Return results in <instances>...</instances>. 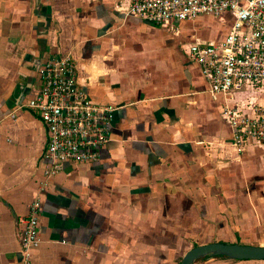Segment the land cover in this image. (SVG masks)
Masks as SVG:
<instances>
[{
	"label": "crops",
	"instance_id": "1",
	"mask_svg": "<svg viewBox=\"0 0 264 264\" xmlns=\"http://www.w3.org/2000/svg\"><path fill=\"white\" fill-rule=\"evenodd\" d=\"M129 3L0 0V264H179L200 243L264 245V150L233 144L220 110L264 103V89L224 101L187 55L194 39L221 38L230 15L170 27L127 15ZM58 53L116 109L98 159L66 163L43 185L45 129L24 103ZM36 198L40 241L25 262L22 219Z\"/></svg>",
	"mask_w": 264,
	"mask_h": 264
},
{
	"label": "built area",
	"instance_id": "2",
	"mask_svg": "<svg viewBox=\"0 0 264 264\" xmlns=\"http://www.w3.org/2000/svg\"><path fill=\"white\" fill-rule=\"evenodd\" d=\"M230 15L227 32L216 40L196 38L188 43L187 55L199 65L211 95L224 101L242 89H264V0H130L126 10L150 22L172 26L199 15ZM41 85L24 105L33 109L45 129L42 158L43 185L66 163H90L111 140V104L91 98L77 80V68L69 53L46 56L38 67ZM221 105L236 146L256 144L264 150V103L246 107ZM40 209L36 198L22 219L21 254L39 244Z\"/></svg>",
	"mask_w": 264,
	"mask_h": 264
},
{
	"label": "water",
	"instance_id": "3",
	"mask_svg": "<svg viewBox=\"0 0 264 264\" xmlns=\"http://www.w3.org/2000/svg\"><path fill=\"white\" fill-rule=\"evenodd\" d=\"M223 256L230 259H264V245L211 241L190 247L179 264H193L203 257Z\"/></svg>",
	"mask_w": 264,
	"mask_h": 264
},
{
	"label": "rangeland",
	"instance_id": "4",
	"mask_svg": "<svg viewBox=\"0 0 264 264\" xmlns=\"http://www.w3.org/2000/svg\"><path fill=\"white\" fill-rule=\"evenodd\" d=\"M240 93H242V92H239V91H238V92H236V93H235V96H236V95L238 96Z\"/></svg>",
	"mask_w": 264,
	"mask_h": 264
}]
</instances>
